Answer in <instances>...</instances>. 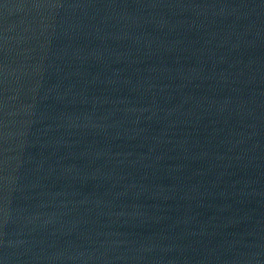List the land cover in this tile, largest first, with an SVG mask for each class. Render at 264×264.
Wrapping results in <instances>:
<instances>
[{
	"label": "water",
	"instance_id": "95a60500",
	"mask_svg": "<svg viewBox=\"0 0 264 264\" xmlns=\"http://www.w3.org/2000/svg\"><path fill=\"white\" fill-rule=\"evenodd\" d=\"M0 264H264V0H0Z\"/></svg>",
	"mask_w": 264,
	"mask_h": 264
}]
</instances>
